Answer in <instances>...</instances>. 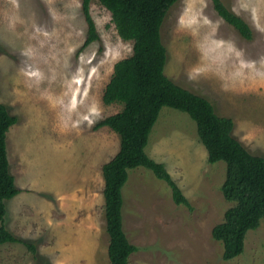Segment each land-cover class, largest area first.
Returning <instances> with one entry per match:
<instances>
[{"label": "rangeland", "instance_id": "1", "mask_svg": "<svg viewBox=\"0 0 264 264\" xmlns=\"http://www.w3.org/2000/svg\"><path fill=\"white\" fill-rule=\"evenodd\" d=\"M222 1L250 24L252 39L213 0H178L162 25L165 73L208 97L218 114L233 118L245 146L264 155V0ZM89 10L99 37L84 45L83 0H0V101L17 116L7 145L21 189L6 200L3 223L35 246L0 244V264H110L102 165L120 136L95 124L123 106L105 103L103 93L133 43L99 0ZM146 151L191 205L176 203L150 168L130 169L124 226L139 248L129 264H264V218L248 230L241 254L223 258L212 228L232 205L221 189L227 165L209 162L188 112L163 106Z\"/></svg>", "mask_w": 264, "mask_h": 264}, {"label": "trees", "instance_id": "2", "mask_svg": "<svg viewBox=\"0 0 264 264\" xmlns=\"http://www.w3.org/2000/svg\"><path fill=\"white\" fill-rule=\"evenodd\" d=\"M83 0L88 22L84 45L99 37L89 6ZM112 15L119 35L133 43L132 53L114 64L103 100L121 103L122 108L100 119L95 126H109L120 136L118 151L102 165L106 229L109 233L110 264H129L130 255L138 250L126 233L123 188L129 170L145 166L171 186L173 199L190 206V201L166 166L146 151L150 133L163 106L181 109L196 121L200 141L208 151L209 162L225 160L226 177L221 184L224 197L232 202L223 220L212 228L214 238L224 244L223 258L228 260L245 249L248 230L255 229L264 218V155L253 153L234 134L233 118L218 114L212 101L165 73L168 50L162 38V25L172 5L178 0H99ZM220 16L247 39H252L250 24L232 11L222 0H213ZM17 122L9 108L0 101V244L23 242L35 252L28 240L14 234L3 222L7 213L6 200L21 189L16 185L8 154L7 137Z\"/></svg>", "mask_w": 264, "mask_h": 264}]
</instances>
